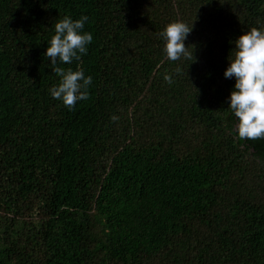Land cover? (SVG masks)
<instances>
[{"label": "trees", "instance_id": "trees-1", "mask_svg": "<svg viewBox=\"0 0 264 264\" xmlns=\"http://www.w3.org/2000/svg\"><path fill=\"white\" fill-rule=\"evenodd\" d=\"M65 16L93 35L57 64L92 77L72 109L44 57ZM175 21L196 62L166 58ZM252 28L264 0H0V264H264V138L224 76Z\"/></svg>", "mask_w": 264, "mask_h": 264}, {"label": "clouds", "instance_id": "clouds-1", "mask_svg": "<svg viewBox=\"0 0 264 264\" xmlns=\"http://www.w3.org/2000/svg\"><path fill=\"white\" fill-rule=\"evenodd\" d=\"M87 16L78 20L65 16L55 24V34L48 41L44 53L51 61L52 72L60 78L58 85L50 88L52 98L60 100L72 109L77 101L89 98L88 88L91 76H85L83 70L73 71L57 66L80 61L86 55L87 46L92 43L93 35L84 32ZM182 21L171 22L160 33L164 41L163 52L168 60L178 61L182 57L196 62L194 51L189 52L184 41L193 30ZM234 58L229 59V66L224 72L225 78H235L234 90L230 94L228 108L236 117L235 131L240 139L264 138V30L252 28L240 35L235 41ZM180 71L179 68L176 69ZM164 80L171 84L172 77L165 75ZM115 122L119 118L110 117Z\"/></svg>", "mask_w": 264, "mask_h": 264}]
</instances>
